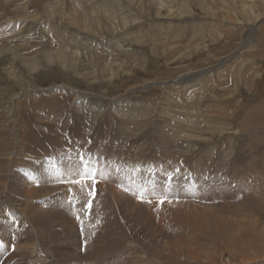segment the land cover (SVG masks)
<instances>
[{"label": "rangeland", "instance_id": "obj_1", "mask_svg": "<svg viewBox=\"0 0 264 264\" xmlns=\"http://www.w3.org/2000/svg\"><path fill=\"white\" fill-rule=\"evenodd\" d=\"M263 103L264 0H0V262L264 264Z\"/></svg>", "mask_w": 264, "mask_h": 264}, {"label": "bare ground", "instance_id": "obj_2", "mask_svg": "<svg viewBox=\"0 0 264 264\" xmlns=\"http://www.w3.org/2000/svg\"><path fill=\"white\" fill-rule=\"evenodd\" d=\"M87 24V23H86ZM60 56V55H59ZM53 58V57H52ZM51 61V60H50ZM58 63V62H57ZM36 65V64H35ZM38 65V64H37ZM38 68V67H37ZM36 69V68H35ZM43 69V68H42ZM53 74V73H52ZM76 92V91H75ZM258 93H259V91H257ZM90 103V102H89ZM85 104V103H84ZM84 107V106H83ZM50 109V108H49ZM35 110V109H34ZM48 114V113H47ZM39 117V116H38ZM37 117V118H38ZM252 118H253V121L255 122V124H259V125H264V103L261 105V106H259V107H257V109H256V111L255 112H253V116H252ZM48 119V118H47ZM126 119L127 120H129V118H127L126 117ZM131 120V119H130ZM125 123H127V121H124ZM250 125H253L252 124V122L250 123ZM2 131V130H1ZM172 134V133H171ZM7 136V135H6ZM13 144V143H12ZM9 145V144H8ZM1 154V153H0ZM1 156V155H0ZM3 156V155H2ZM5 159V158H4ZM213 160V159H212ZM8 163V162H7ZM12 165H13V163H12ZM45 168V167H44ZM8 171V170H7ZM4 172V171H3ZM9 172V171H8ZM0 173H2V172H0ZM14 173V172H13ZM197 174V173H196ZM9 175V174H8ZM13 175H16V174H13ZM199 178V177H198ZM0 181H2V180H0ZM6 183V182H5ZM2 187V186H1ZM0 187V188H1ZM224 187V186H223ZM1 190V189H0ZM218 190V189H217ZM22 191V190H21ZM25 191V190H24ZM39 192V191H38ZM227 192V191H226ZM117 193V192H116ZM120 193V192H119ZM125 194H123V193H121V196H124ZM185 198V197H184ZM119 200V199H118ZM130 200V199H129ZM7 202V201H6ZM3 203L2 201H1V199H0V210H2V209H4V207H6V206H11V208H10V211L11 212H13V211H16V209L18 210L19 208H17L18 206H20L21 207V205H20V203H14V202H11L12 203V205L10 204V203ZM119 202H121L120 200H119ZM129 202V201H128ZM119 206V205H118ZM131 206V205H130ZM128 207V206H127ZM120 208V207H119ZM1 213V212H0ZM7 216H12V217H14L13 216V214H11V213H9ZM0 217H5V216H0ZM27 218L26 217H24V220L23 221H25ZM39 219H40V221L41 220H43V218H42V216L41 217H39ZM29 223V222H28ZM23 224V223H22ZM115 224V223H114ZM24 225V224H23ZM120 229V225L119 224H117L116 225V228L115 229ZM33 229V228H32ZM112 229V228H111ZM135 229V228H134ZM29 232V231H28ZM4 233V232H3ZM88 233V232H87ZM7 235H8V233H7ZM6 235V233H4V240H7L8 241V236ZM28 235V234H27ZM87 235V234H86ZM112 235V233L110 234V236ZM44 236V235H43ZM106 236V235H105ZM109 235L107 236V237H110ZM120 236V235H119ZM121 237V236H120ZM43 238V237H42ZM130 240V239H129ZM88 241V240H87ZM104 241V240H103ZM90 244V243H89ZM39 245L42 247V248H40L39 247ZM39 245L36 247V248H38L37 250V254L34 256V258H36V260L39 262L40 260V258L41 257H46V258H48L49 257V253H48V247L47 246H42L41 245V243L39 242ZM94 245V244H93ZM12 246V245H11ZM10 246V247H11ZM90 247V246H89ZM96 247V246H95ZM1 248H3L2 246H0V250H1ZM12 248V247H11ZM35 248V249H36ZM99 248V247H98ZM19 249H20V247H19ZM19 249H18V251H19ZM29 249V248H28ZM21 250V249H20ZM90 252V251H89ZM34 253H35V250L34 249H31V251H29V252H27L26 251V257H28V258H30V261L28 262H24V263H26V264H31V258H32V255H34ZM30 254V255H29ZM110 255V254H109ZM112 255V254H111ZM2 254L0 255V261H1V259H2ZM98 256H99V253H98ZM136 256V255H135ZM28 258H26V260L28 259ZM193 258V257H192ZM11 260V259H10ZM44 260V259H43ZM13 261V260H12ZM45 261H46V259H45ZM34 262H36V261H34ZM50 262V263H49ZM100 262V261H99ZM18 263V262H17ZM17 263H15V264H17ZM22 263V262H21ZM46 263V262H45ZM92 264H97L98 262H95L94 263V261L93 262H91ZM6 264V263H5ZM36 264H37V262H36ZM40 264V263H39ZM46 264H54L53 262H52V259H50V258H48L47 259V263ZM156 264V263H155Z\"/></svg>", "mask_w": 264, "mask_h": 264}]
</instances>
